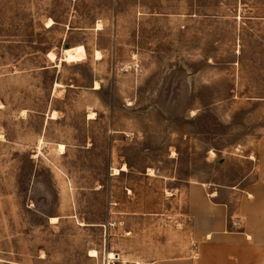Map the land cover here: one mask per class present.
Instances as JSON below:
<instances>
[{
	"label": "rangeland",
	"instance_id": "obj_1",
	"mask_svg": "<svg viewBox=\"0 0 264 264\" xmlns=\"http://www.w3.org/2000/svg\"><path fill=\"white\" fill-rule=\"evenodd\" d=\"M263 178L264 0H0V264L190 256Z\"/></svg>",
	"mask_w": 264,
	"mask_h": 264
},
{
	"label": "crops",
	"instance_id": "obj_2",
	"mask_svg": "<svg viewBox=\"0 0 264 264\" xmlns=\"http://www.w3.org/2000/svg\"><path fill=\"white\" fill-rule=\"evenodd\" d=\"M235 190L209 193L204 184H189L196 250L151 264H264V178Z\"/></svg>",
	"mask_w": 264,
	"mask_h": 264
},
{
	"label": "bare ground",
	"instance_id": "obj_3",
	"mask_svg": "<svg viewBox=\"0 0 264 264\" xmlns=\"http://www.w3.org/2000/svg\"><path fill=\"white\" fill-rule=\"evenodd\" d=\"M52 23L53 22H50L48 25H52ZM98 57L100 56V54L98 53V55H97ZM50 58L51 59H55V56L53 55V54H50ZM60 147V146H59ZM63 146H61V148H59V150L61 149V150H63ZM126 169V167L123 169V170H125ZM126 171V170H125ZM124 172V171H123ZM116 174H119V172L118 171H116ZM55 220H57V219H53V221H55ZM91 254H92V256H96L97 255V252L96 251H92L91 252ZM90 254V255H91ZM116 258V255L115 254H109L108 255V259H110V260H112V259H115Z\"/></svg>",
	"mask_w": 264,
	"mask_h": 264
}]
</instances>
